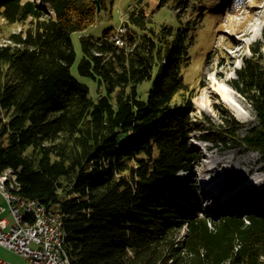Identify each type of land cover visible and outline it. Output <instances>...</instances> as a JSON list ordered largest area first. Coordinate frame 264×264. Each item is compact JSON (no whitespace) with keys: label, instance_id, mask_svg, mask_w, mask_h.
Segmentation results:
<instances>
[{"label":"trees","instance_id":"obj_1","mask_svg":"<svg viewBox=\"0 0 264 264\" xmlns=\"http://www.w3.org/2000/svg\"><path fill=\"white\" fill-rule=\"evenodd\" d=\"M161 1L180 24L157 22L139 7L124 23V44L113 27L80 37L78 70L104 88L94 99L71 71V34L95 23L106 0H0L6 26L27 25L0 44V171H14L24 198L63 214L72 264H264V214H204L197 184L180 175L200 156L189 142L195 94L184 69L197 22L219 16V3L209 15L210 0ZM263 46H249L229 81L259 126L240 136L241 123L227 112V127L207 135L262 157Z\"/></svg>","mask_w":264,"mask_h":264},{"label":"rangeland","instance_id":"obj_2","mask_svg":"<svg viewBox=\"0 0 264 264\" xmlns=\"http://www.w3.org/2000/svg\"><path fill=\"white\" fill-rule=\"evenodd\" d=\"M215 2L219 3L216 6L217 10L220 7L219 16L218 14L210 15ZM106 4V7L98 13L95 23L83 31L71 34L76 51V59L71 71L80 82L89 86L90 95L94 99L99 97L104 88H100L97 80L80 74L78 70L79 62L83 57L80 42L82 35L98 36L110 27L119 28L128 20L129 12L139 7H144L147 14L157 22L180 24L176 17L177 10L170 6V3L160 8L161 0H106ZM209 4L211 5L207 9L210 15L209 21L197 22V40L191 47L193 61L184 69L186 80L191 84L195 94L192 113L195 129L190 134L189 142L200 156L192 170L181 171L180 175L187 176V180L195 181L197 184L198 191L195 198L200 205L204 206L202 210L204 214L211 211V217L219 218L231 213L226 212L231 209L235 210L233 213L243 217L246 213L253 211L264 214V203L257 205L259 199L264 200V157L244 145L235 146L230 143L225 145L221 141L214 142L207 139V135L218 133L227 127L223 119V114L227 112L241 123L237 129V134L240 136L245 135L251 127L260 124L252 106L229 84V81L236 75L235 71L242 65L243 59L251 55L249 46L258 40H264V0L239 2L238 0H210ZM182 16L186 20L190 16L189 11H185L184 14L182 12ZM194 16L195 18L191 19L197 20L196 13ZM26 27L27 25L21 24L6 26L1 19L0 44L8 42V34L11 31H19ZM262 50L264 54V46ZM215 81L224 82L233 91V96L240 107L241 117L221 99L215 89L217 86ZM150 86L151 80L141 83L139 88L144 98L147 97ZM209 164L215 168L208 169ZM220 178H225V182L221 183ZM259 180L262 182L257 183ZM210 184L215 188H221L222 193L213 194ZM248 188L252 189L253 194L245 199L242 194ZM229 196L231 197L228 198ZM229 205L231 206L228 207ZM183 235L184 230L181 231V236ZM6 252L12 259L25 262L22 256H18L19 254Z\"/></svg>","mask_w":264,"mask_h":264},{"label":"built area","instance_id":"obj_3","mask_svg":"<svg viewBox=\"0 0 264 264\" xmlns=\"http://www.w3.org/2000/svg\"><path fill=\"white\" fill-rule=\"evenodd\" d=\"M122 26L117 30L118 38L121 37ZM2 187V178H0ZM0 205V245L16 252L25 258L29 264H59L64 263L60 236L63 232L61 218L50 217V210L39 201H30L26 206L29 219L32 223V231H25L19 226L16 216V207L13 201ZM9 213L12 217L5 216ZM0 264H11L0 258Z\"/></svg>","mask_w":264,"mask_h":264},{"label":"bare ground","instance_id":"obj_4","mask_svg":"<svg viewBox=\"0 0 264 264\" xmlns=\"http://www.w3.org/2000/svg\"><path fill=\"white\" fill-rule=\"evenodd\" d=\"M126 31V27L122 26V32L121 37L118 38L117 34L115 35L114 39L116 40V43L122 45L124 44V39L122 37V33ZM216 91L220 94L221 99L229 104L236 112V114L241 117V113L239 111L240 107L238 106V103L236 99L233 96V91L224 83V82H217L215 81ZM208 169H214L215 167L212 166V164H209ZM0 178H2V187H0V193L7 198L8 201H13L15 204H18V207H16V216L19 219V226L25 231H32V223L29 219V212L26 208V206H30V201H38L35 199H27L24 198L20 194V183L17 179V175L14 173V171L11 168L5 169L3 171H0ZM231 178V177H229ZM246 178V177H245ZM244 178V179H245ZM225 178H220L219 181L222 183L225 182ZM262 181L259 180L257 183H261ZM211 189H213V194H221L220 192L221 188H215L211 184L209 185ZM208 187V188H209ZM206 188V190L209 191V189ZM47 207V206H46ZM47 209H52L47 207ZM50 217L52 218H61L63 221V214L57 210H50ZM60 243L62 247V253H63V259L64 263L59 264H72L70 256L67 252L65 242H64V229L60 236Z\"/></svg>","mask_w":264,"mask_h":264},{"label":"crops","instance_id":"obj_5","mask_svg":"<svg viewBox=\"0 0 264 264\" xmlns=\"http://www.w3.org/2000/svg\"><path fill=\"white\" fill-rule=\"evenodd\" d=\"M5 203V198L3 197V195L0 193V205ZM5 216L9 217L10 220H12V217L9 213H6ZM6 251L12 252L14 254L17 255L16 252L9 250L3 246L0 245V258L9 261L11 264H29L28 261L25 259V262H20L19 260H14L10 257V254H8ZM20 256V255H18Z\"/></svg>","mask_w":264,"mask_h":264},{"label":"water","instance_id":"obj_6","mask_svg":"<svg viewBox=\"0 0 264 264\" xmlns=\"http://www.w3.org/2000/svg\"><path fill=\"white\" fill-rule=\"evenodd\" d=\"M100 10H101L100 7H98V12H100Z\"/></svg>","mask_w":264,"mask_h":264}]
</instances>
